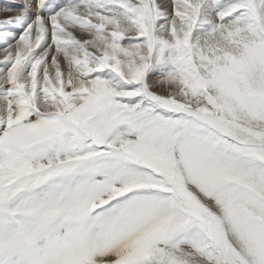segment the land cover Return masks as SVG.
<instances>
[{"label":"snow or ice","instance_id":"snow-or-ice-1","mask_svg":"<svg viewBox=\"0 0 264 264\" xmlns=\"http://www.w3.org/2000/svg\"><path fill=\"white\" fill-rule=\"evenodd\" d=\"M5 10L0 264H264V0Z\"/></svg>","mask_w":264,"mask_h":264},{"label":"rangeland","instance_id":"rangeland-1","mask_svg":"<svg viewBox=\"0 0 264 264\" xmlns=\"http://www.w3.org/2000/svg\"><path fill=\"white\" fill-rule=\"evenodd\" d=\"M60 2V0H57ZM21 3V0H0V22L14 18L17 15L16 11H7L5 10L8 6H14ZM3 59V53L0 51V60ZM160 90V89H154Z\"/></svg>","mask_w":264,"mask_h":264}]
</instances>
